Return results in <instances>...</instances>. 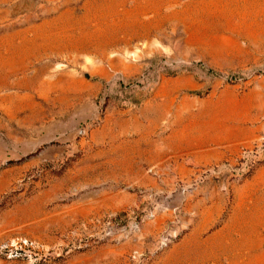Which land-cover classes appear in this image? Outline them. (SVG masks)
Returning <instances> with one entry per match:
<instances>
[{
	"label": "rangeland",
	"instance_id": "rangeland-1",
	"mask_svg": "<svg viewBox=\"0 0 264 264\" xmlns=\"http://www.w3.org/2000/svg\"><path fill=\"white\" fill-rule=\"evenodd\" d=\"M0 264H264V0H0Z\"/></svg>",
	"mask_w": 264,
	"mask_h": 264
}]
</instances>
